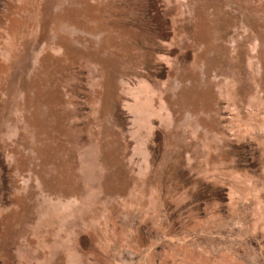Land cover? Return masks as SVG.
<instances>
[{
	"label": "rangeland",
	"instance_id": "1",
	"mask_svg": "<svg viewBox=\"0 0 264 264\" xmlns=\"http://www.w3.org/2000/svg\"><path fill=\"white\" fill-rule=\"evenodd\" d=\"M0 264H264V0H0Z\"/></svg>",
	"mask_w": 264,
	"mask_h": 264
}]
</instances>
